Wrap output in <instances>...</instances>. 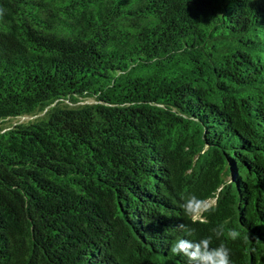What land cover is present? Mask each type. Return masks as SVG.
Returning <instances> with one entry per match:
<instances>
[{
	"label": "trees",
	"instance_id": "16d2710c",
	"mask_svg": "<svg viewBox=\"0 0 264 264\" xmlns=\"http://www.w3.org/2000/svg\"><path fill=\"white\" fill-rule=\"evenodd\" d=\"M0 9V122L36 115L0 127V264H189L181 222L264 264V0Z\"/></svg>",
	"mask_w": 264,
	"mask_h": 264
},
{
	"label": "clouds",
	"instance_id": "9594fccd",
	"mask_svg": "<svg viewBox=\"0 0 264 264\" xmlns=\"http://www.w3.org/2000/svg\"><path fill=\"white\" fill-rule=\"evenodd\" d=\"M4 16V10L0 9V18ZM182 208L192 223L197 221L203 222V215L210 210L207 199L200 198L195 194H189L182 204ZM176 230L182 235L177 236L170 246V253L174 255H183L187 258L189 264H233L231 259V250L226 243L221 242L217 246H213V236L203 238H195V229L181 222L176 225ZM216 239L224 236L222 228L212 230ZM240 233L232 229L228 233V237L232 240L238 238Z\"/></svg>",
	"mask_w": 264,
	"mask_h": 264
},
{
	"label": "rangeland",
	"instance_id": "374dc122",
	"mask_svg": "<svg viewBox=\"0 0 264 264\" xmlns=\"http://www.w3.org/2000/svg\"><path fill=\"white\" fill-rule=\"evenodd\" d=\"M36 115H22V116H18V117H14V118H8V119H4L3 121L0 122V127H5V126H9L12 125L16 122H20V121H25L28 119H31L33 117H35ZM213 199H209L208 203L211 204L213 203Z\"/></svg>",
	"mask_w": 264,
	"mask_h": 264
}]
</instances>
